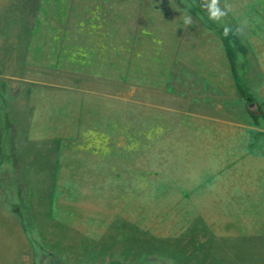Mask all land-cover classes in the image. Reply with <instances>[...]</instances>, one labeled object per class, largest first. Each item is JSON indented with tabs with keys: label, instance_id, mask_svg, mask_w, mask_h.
<instances>
[{
	"label": "crops",
	"instance_id": "obj_1",
	"mask_svg": "<svg viewBox=\"0 0 264 264\" xmlns=\"http://www.w3.org/2000/svg\"><path fill=\"white\" fill-rule=\"evenodd\" d=\"M97 1L0 0V143L3 134L15 143L20 134L58 133L83 143L77 150H136L140 177L145 150H173L190 131L209 153L242 150L229 133L264 132L247 114L250 104L259 108L264 0H220L231 6L220 22L204 0H186L192 23L180 21L183 29L164 21L162 8L132 13L130 3ZM16 158L24 160L5 164ZM101 159L92 164L114 166ZM154 161L160 168L173 158ZM120 165L128 175L129 164ZM218 183L209 189L229 197Z\"/></svg>",
	"mask_w": 264,
	"mask_h": 264
},
{
	"label": "rangeland",
	"instance_id": "obj_2",
	"mask_svg": "<svg viewBox=\"0 0 264 264\" xmlns=\"http://www.w3.org/2000/svg\"><path fill=\"white\" fill-rule=\"evenodd\" d=\"M172 1L118 2L132 13L165 9L164 21L183 29L187 1ZM257 74L259 108L247 114L264 129V69ZM9 136L0 143V264H264V132L229 133L242 150L209 153L190 131L173 150H145L140 177L136 150H77L83 143L58 133ZM163 154L172 163L153 165ZM13 156L24 160L5 164ZM101 158L114 166L92 164ZM218 182L229 197L209 189Z\"/></svg>",
	"mask_w": 264,
	"mask_h": 264
},
{
	"label": "clouds",
	"instance_id": "obj_3",
	"mask_svg": "<svg viewBox=\"0 0 264 264\" xmlns=\"http://www.w3.org/2000/svg\"><path fill=\"white\" fill-rule=\"evenodd\" d=\"M202 7H204L208 11L209 19L215 22H220L227 15V12L230 10V5L226 2L223 6L220 4V0H204L202 3ZM192 23V17L190 15H185L184 24L190 25ZM240 31L239 29L237 30ZM230 32L229 28H225L224 34L227 35Z\"/></svg>",
	"mask_w": 264,
	"mask_h": 264
},
{
	"label": "water",
	"instance_id": "obj_4",
	"mask_svg": "<svg viewBox=\"0 0 264 264\" xmlns=\"http://www.w3.org/2000/svg\"><path fill=\"white\" fill-rule=\"evenodd\" d=\"M249 107L252 108V109H256L255 103L250 104Z\"/></svg>",
	"mask_w": 264,
	"mask_h": 264
}]
</instances>
